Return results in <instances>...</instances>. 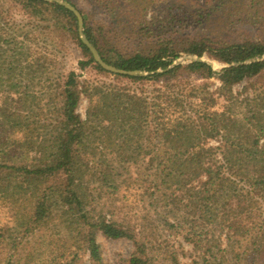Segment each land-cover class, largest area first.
I'll return each instance as SVG.
<instances>
[{
  "label": "trees",
  "instance_id": "obj_1",
  "mask_svg": "<svg viewBox=\"0 0 264 264\" xmlns=\"http://www.w3.org/2000/svg\"><path fill=\"white\" fill-rule=\"evenodd\" d=\"M86 1L129 34L136 36L141 26L147 29L142 15L148 0ZM178 1L165 3L181 13ZM227 1L225 5H240V0ZM14 3L32 18L53 22L54 33L63 30L86 58L78 63L81 71L92 67L129 84L150 82L152 89L92 84L80 81L75 71L57 72V60L34 56L17 40L20 24L2 17L0 89H16L17 99L7 97L0 108V208L8 206L13 213L12 226L0 229V264H77L81 253L91 264H103L99 234L134 240L137 250L129 264H152L132 227L115 220L110 205L107 210L94 206L102 196L93 194L95 177L100 190L114 189L107 196L122 186H144L163 202L173 191L175 211L191 216L179 221L187 225L195 248L204 249L203 264H264V89L245 96L233 92L235 86L264 76V43L215 46L208 39L193 40L182 52L208 56L226 67L217 74L208 62L192 61L167 70L179 56L171 42L159 41L148 53L124 54L102 34L103 26L78 8L87 38L105 62L148 74L115 75L95 62L68 9L45 0ZM63 20L66 25L61 26ZM215 76L220 87L212 92L207 81ZM33 82L45 88L37 96ZM82 97L88 100L84 119L78 113ZM17 102L20 108L14 107ZM17 158L30 159V166L9 164ZM165 223L180 230L168 219Z\"/></svg>",
  "mask_w": 264,
  "mask_h": 264
},
{
  "label": "rangeland",
  "instance_id": "obj_2",
  "mask_svg": "<svg viewBox=\"0 0 264 264\" xmlns=\"http://www.w3.org/2000/svg\"><path fill=\"white\" fill-rule=\"evenodd\" d=\"M72 1L77 4L81 11L86 12L90 22L99 23L104 27L102 34L111 41L113 39L117 43V48L124 54L134 52L148 53L158 45L159 41L167 40L171 42L179 53L178 58L174 62L188 64L196 56L184 53L182 50L193 40L208 39L215 43V46H218L217 43L232 44L246 40L264 43V0H251V2L250 0H240V5L236 7L225 5L226 0H212V5L208 8H204V3L209 0H179L178 2L182 3L183 6L180 8L181 13L176 12L177 7L168 9V3H165L166 0H148L150 2L149 9L142 15L144 17L143 22H147V29H145V26L139 27L141 30L136 36L123 31V27L112 24L116 23L115 20L109 18L102 9H95V6H90L86 0ZM164 6L167 7L166 10L163 9ZM188 8L191 9L189 10ZM186 9L189 10L188 13ZM163 10L165 13L168 12L169 15H161V13H164ZM0 13L2 14V16L0 15V23L4 21V18L5 21L16 22L18 23L17 25L20 24L17 40L20 43L24 42V45L27 44L31 49V53L33 55L36 54L34 56L41 55L47 61H51L53 58L55 61L57 60V72L67 74L75 71L81 75L80 81L92 84L102 83L111 86H128L129 83L126 80L116 79L114 76L101 73L92 67L81 71L78 63L82 60L86 61L82 50L64 34L62 29L54 33L52 30V24L54 23L50 20H37L28 16L14 3V0H0ZM246 14H250L251 19ZM138 16L142 17L141 14H138ZM155 17L159 18L155 19ZM5 21L1 23V26L4 25ZM34 24H38L40 27H36ZM64 25H66L65 20L61 23V26ZM33 26L36 27L35 30ZM111 26L119 30L118 34H114L113 30H109L108 27ZM9 34H12V31H9ZM26 38L31 41H27ZM203 59L212 64L211 66L217 74L226 67L225 64L208 56H204ZM35 82L38 83L37 81ZM35 82L31 84L34 95L40 88H44L36 85ZM197 82L202 84V81ZM207 84L212 92L220 87V81L217 76L207 81ZM252 84L255 85V89ZM151 86L150 82L129 84L132 90L138 92L141 89L151 90ZM245 89L248 91H245ZM259 89H264V76L254 79L251 83L235 86L233 92H241L245 96L246 94H255V91ZM21 91H24V89L21 88L18 92ZM15 92L16 89L8 91V88L1 87L0 108L5 105L7 97L13 96V98L17 99ZM17 103L14 107L20 108L21 104ZM220 104H223V102L219 101L218 108L221 107ZM87 108L88 100L86 97H82L78 113L83 119L86 117ZM23 116H25V113ZM9 164L19 167L30 166L31 162L30 159L17 158ZM96 167L101 166L97 165ZM122 168L123 171L120 170V172L125 174L124 166ZM96 170H101V168H96ZM131 171L135 179L137 171L135 169ZM99 183L97 177L91 180V186L98 189L93 191L95 198L102 195L94 206L100 204L104 207V210H107V205H110V208L116 214L115 220L131 226L136 240L146 246L145 254L152 260V264H203L201 253L204 249L195 248L197 245L194 238L191 235L187 237L189 232L187 225H183L184 223L179 221L184 216L189 219L191 216H187L186 211L181 214L175 211L172 202H170L172 196H175L173 191H170L168 199L164 198L165 200L162 202L157 195H152L153 193L146 190L144 186L131 185L129 188L122 186L113 196H107L106 194L114 189L110 191L106 189L100 190L97 186ZM176 194L180 196L178 193ZM172 210L175 211L174 215L169 214ZM176 214L179 217L176 218ZM12 218L11 209L8 206L1 207L0 229L10 228L12 226ZM166 219L171 224H175L176 228L179 226L180 230L169 229L165 223ZM220 237L222 240L225 239L223 233ZM187 238L192 239L188 240ZM97 241L101 247L103 264H129L130 256L137 250L134 240H111L99 234ZM213 263L214 260H212ZM77 264H91L89 256L81 253Z\"/></svg>",
  "mask_w": 264,
  "mask_h": 264
},
{
  "label": "water",
  "instance_id": "obj_3",
  "mask_svg": "<svg viewBox=\"0 0 264 264\" xmlns=\"http://www.w3.org/2000/svg\"><path fill=\"white\" fill-rule=\"evenodd\" d=\"M48 2H53V3H57L63 7H65L66 9H68L70 12H72L74 14V16L77 19V23H78V33H79V37L81 42L88 48V50L90 51L92 57L94 58L95 62L105 71L115 74V75H128V76H141V77H145L148 74L142 71H124V70H120L117 69L115 66L108 64L107 62H105L102 58V56L100 55L98 49L90 42V40L87 38L86 34H85V28H84V18L81 14V12L79 11L78 8H76L75 6H73L71 3H69L66 0H45ZM192 61H203V62H208L206 60H204L203 58H199V57H194V59L191 60ZM254 61H258V59H252L249 62H254ZM209 63V62H208ZM181 64V62H174L171 66H169V69L177 66ZM210 65H212L211 63H209ZM160 72V71H158Z\"/></svg>",
  "mask_w": 264,
  "mask_h": 264
}]
</instances>
